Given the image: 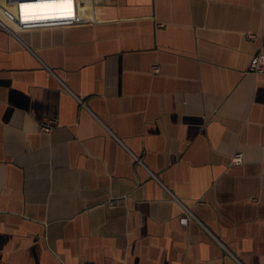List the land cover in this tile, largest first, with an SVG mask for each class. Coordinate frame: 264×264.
Here are the masks:
<instances>
[{"label": "crops", "instance_id": "obj_1", "mask_svg": "<svg viewBox=\"0 0 264 264\" xmlns=\"http://www.w3.org/2000/svg\"><path fill=\"white\" fill-rule=\"evenodd\" d=\"M81 3L0 28V264H264V0Z\"/></svg>", "mask_w": 264, "mask_h": 264}, {"label": "built area", "instance_id": "obj_2", "mask_svg": "<svg viewBox=\"0 0 264 264\" xmlns=\"http://www.w3.org/2000/svg\"><path fill=\"white\" fill-rule=\"evenodd\" d=\"M81 7V0H72L71 4L51 3L50 0H0V28L15 34L14 28L26 30L84 23L87 20L81 13ZM263 61L261 53L255 54L250 60L248 70L261 71ZM154 70H158V67L155 66ZM50 126L43 124L41 129L48 131ZM242 160V152L233 154V163L240 164ZM187 213L180 218L181 223L185 224L189 220L190 213Z\"/></svg>", "mask_w": 264, "mask_h": 264}, {"label": "snow or ice", "instance_id": "obj_3", "mask_svg": "<svg viewBox=\"0 0 264 264\" xmlns=\"http://www.w3.org/2000/svg\"><path fill=\"white\" fill-rule=\"evenodd\" d=\"M51 3L71 4L72 0H50Z\"/></svg>", "mask_w": 264, "mask_h": 264}]
</instances>
